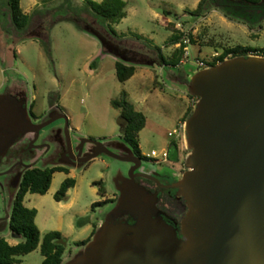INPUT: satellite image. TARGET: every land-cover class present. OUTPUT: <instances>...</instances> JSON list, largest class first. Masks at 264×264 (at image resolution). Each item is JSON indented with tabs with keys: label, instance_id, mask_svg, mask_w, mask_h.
Wrapping results in <instances>:
<instances>
[{
	"label": "rangeland",
	"instance_id": "1",
	"mask_svg": "<svg viewBox=\"0 0 264 264\" xmlns=\"http://www.w3.org/2000/svg\"><path fill=\"white\" fill-rule=\"evenodd\" d=\"M124 1L128 15L113 26V33L90 10L87 0H21L31 19L27 28L19 31L7 1L0 0V94L8 86L21 84L38 117L45 114L52 99L69 118L71 141L76 146L83 138L107 142L122 135L125 121L111 102L126 91L135 109L147 117L139 138L145 161L153 169L160 168L147 157L156 151L161 168L185 169L190 150L181 128L197 102L187 88L191 75L199 70L198 63L211 67L214 58L227 48L243 46L264 55V23L262 28H251L225 16L211 0L199 16L191 12L201 0ZM86 28L104 38L105 48ZM182 33L189 56L185 53L178 67L164 65L162 58L171 57L180 46L169 45L172 38ZM118 61L136 66L135 75L125 83L117 79ZM172 141L177 149L170 147ZM130 168L127 162L99 156L84 168L55 173L47 194L26 196L25 205L38 211L41 239L50 231H59L66 239L64 262L102 223L113 202L95 209L92 205L116 200V177L120 172L128 174ZM67 178L74 179L76 186L58 202L54 196ZM84 218L88 223L80 226ZM2 236L12 245L23 241L9 232ZM43 260L39 247L17 257L14 264H41Z\"/></svg>",
	"mask_w": 264,
	"mask_h": 264
},
{
	"label": "water",
	"instance_id": "2",
	"mask_svg": "<svg viewBox=\"0 0 264 264\" xmlns=\"http://www.w3.org/2000/svg\"><path fill=\"white\" fill-rule=\"evenodd\" d=\"M86 31L105 48L102 36ZM22 88L19 97L0 94V149L58 119L66 121L71 147L69 118L35 124ZM187 88L197 102L184 125L186 170L172 186L187 208L180 230L164 219L159 193L136 181L157 175L150 163L122 138H83L78 149L86 152L77 168L103 155L131 168L116 177L118 198L92 238L62 264H264V56L199 68Z\"/></svg>",
	"mask_w": 264,
	"mask_h": 264
},
{
	"label": "trees",
	"instance_id": "3",
	"mask_svg": "<svg viewBox=\"0 0 264 264\" xmlns=\"http://www.w3.org/2000/svg\"><path fill=\"white\" fill-rule=\"evenodd\" d=\"M10 10L12 22L19 31L25 30L30 23L31 16L24 12L21 6V0H6ZM212 5L221 10L228 18L248 24L251 28H262L264 23V0H211ZM209 0H201L195 11L191 12L194 16L201 15L204 6ZM87 5L90 10L101 19L102 22L115 33L114 25L119 24L128 15L126 8L127 2L124 0H103L96 2L87 0ZM185 35L182 33L172 38L169 45H179L173 55L169 58L163 57L164 65L178 67L185 56L188 44L182 42ZM261 53L259 50L236 46L233 48L224 49L223 52L214 58L211 64L215 66L229 57L239 55H250L253 53ZM117 79L121 83L130 80L136 73V66L118 61L115 65ZM112 106L121 112V117L124 119V131L122 139H124L130 147L141 158H144L140 148V133L146 127L147 117L144 113L137 111L134 105L128 100L126 91H122L119 98L111 102ZM192 113L189 110L188 116ZM172 149H177V144L172 141L170 144ZM57 172H67L69 169L58 166L49 168H34L27 171L23 187L20 191L12 214L11 228L21 235L23 241L16 245L10 244L5 238H0V264H14L17 257L28 255L40 247V252L44 257L41 264H62L64 254L67 248V241L59 231H50L41 239V231L36 224L38 211L35 208H29L25 205V198L28 194L45 195L50 190L53 176ZM76 186V181L67 178L61 184L59 190L55 194V199L58 202L64 201L67 198V193L71 188ZM104 193V191H103ZM115 200H105L96 202L92 205L95 209L98 206H103L114 202ZM88 223V219L84 218L79 221L80 226ZM98 224L94 227L91 236L78 244L82 246L86 244L96 231Z\"/></svg>",
	"mask_w": 264,
	"mask_h": 264
},
{
	"label": "flooded vegetation",
	"instance_id": "4",
	"mask_svg": "<svg viewBox=\"0 0 264 264\" xmlns=\"http://www.w3.org/2000/svg\"><path fill=\"white\" fill-rule=\"evenodd\" d=\"M5 92L19 97L24 93V89L21 84L15 83L8 86ZM33 105L34 102H30L29 114L35 124H44L52 118L66 115L63 108L52 103V99L47 111L40 117L33 112ZM69 126L71 128L70 121ZM124 127V124H121L122 135L119 138L123 136ZM79 145L80 143L76 146H68L66 121L58 119L43 128L39 134L28 133L21 136L10 149L5 151L0 149V234L9 232L15 239L22 238L21 235L12 230L11 220L27 171L42 167L51 169L62 166L67 168L60 163L77 168L79 160L84 157L86 152V149L80 152ZM142 159L145 161L144 158ZM154 165L160 168L150 171L157 173V175H152V178L137 177L136 181L153 193H159L158 208L162 211L164 219L180 230L181 221L187 208L184 200L178 199V190L172 186L182 177L186 168L176 170L170 167L161 168V163Z\"/></svg>",
	"mask_w": 264,
	"mask_h": 264
},
{
	"label": "built area",
	"instance_id": "5",
	"mask_svg": "<svg viewBox=\"0 0 264 264\" xmlns=\"http://www.w3.org/2000/svg\"><path fill=\"white\" fill-rule=\"evenodd\" d=\"M254 55H262V53H253ZM186 56L188 57L189 56V52L188 50H186ZM264 56V55H263ZM197 67H199L200 69L201 68H207L205 64L203 63H198ZM182 130H184V126H182L181 128ZM175 132L174 133H170L169 136H174ZM148 158H150L152 161L153 164H160L162 163L161 160H159V156L157 155V152L156 151H153L151 154H148L147 155ZM167 153L165 155H163V160L164 162L167 160Z\"/></svg>",
	"mask_w": 264,
	"mask_h": 264
}]
</instances>
